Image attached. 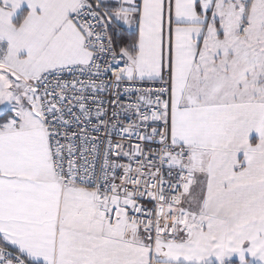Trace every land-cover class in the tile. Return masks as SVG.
Wrapping results in <instances>:
<instances>
[{
    "label": "snow or ice",
    "instance_id": "1",
    "mask_svg": "<svg viewBox=\"0 0 264 264\" xmlns=\"http://www.w3.org/2000/svg\"><path fill=\"white\" fill-rule=\"evenodd\" d=\"M235 261L264 264V0H0V264Z\"/></svg>",
    "mask_w": 264,
    "mask_h": 264
},
{
    "label": "crops",
    "instance_id": "2",
    "mask_svg": "<svg viewBox=\"0 0 264 264\" xmlns=\"http://www.w3.org/2000/svg\"><path fill=\"white\" fill-rule=\"evenodd\" d=\"M233 259H235V258H233ZM235 264H238V261H235Z\"/></svg>",
    "mask_w": 264,
    "mask_h": 264
}]
</instances>
